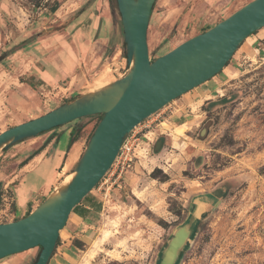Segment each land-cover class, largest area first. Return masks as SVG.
I'll list each match as a JSON object with an SVG mask.
<instances>
[{
  "label": "rangeland",
  "instance_id": "obj_1",
  "mask_svg": "<svg viewBox=\"0 0 264 264\" xmlns=\"http://www.w3.org/2000/svg\"><path fill=\"white\" fill-rule=\"evenodd\" d=\"M83 1L0 0V132L69 98L59 86H45L38 92L41 102L32 107L18 90L19 82L25 76L32 41L56 31L65 12L76 10ZM202 1H155L147 27L151 60L245 3L231 0L222 11L205 18L198 13ZM119 29L122 41L121 24ZM263 35L264 26L244 39L219 73L144 119L140 123L145 122L144 126L134 128L136 159L117 179L109 176L99 190L96 185L89 192L97 196L101 207L79 223L78 230L88 233V243L80 251L91 260L86 264H157L171 238L182 230L188 239L175 264H264V37L259 38ZM123 69L113 76L108 69L82 91L118 78ZM97 121V115L80 119L83 130L78 136L83 140L75 157L82 154L86 136ZM178 128L184 131L179 134ZM49 131L36 140H49ZM12 148L7 154L0 151V222L12 221L8 215L14 204L11 184L26 160L18 161L25 155L24 147ZM72 165L67 164L57 186ZM46 175L35 178L34 184L42 183ZM192 211L196 218L188 231ZM74 224L68 218L60 234L64 236ZM38 251L36 246L9 255L0 264H32Z\"/></svg>",
  "mask_w": 264,
  "mask_h": 264
},
{
  "label": "water",
  "instance_id": "obj_2",
  "mask_svg": "<svg viewBox=\"0 0 264 264\" xmlns=\"http://www.w3.org/2000/svg\"><path fill=\"white\" fill-rule=\"evenodd\" d=\"M125 43V67L116 79L71 96L55 108L0 132V151L73 120L101 114L68 173L27 215L0 222V259L40 247L32 264H47L73 208L113 164L130 132L171 100L219 73L250 34L264 26V0H249L203 32L150 59L147 27L156 0H115ZM196 211L189 216L191 230ZM186 230L175 234L157 264H175Z\"/></svg>",
  "mask_w": 264,
  "mask_h": 264
},
{
  "label": "crops",
  "instance_id": "obj_3",
  "mask_svg": "<svg viewBox=\"0 0 264 264\" xmlns=\"http://www.w3.org/2000/svg\"><path fill=\"white\" fill-rule=\"evenodd\" d=\"M230 1L203 0L198 13L199 15L201 13L205 14V18H209L216 11H222L225 4ZM248 1L245 0V3ZM239 7L240 5L235 7L233 11ZM177 9L181 8L178 7ZM116 14L111 0H84L76 10H72L70 13L65 12L56 31L46 36V38L32 41L30 50H28L29 54H26V62L24 61L26 67L22 74L25 76L19 82L20 88L18 89L26 98L25 101L28 105L32 107L39 105L41 96L38 92L40 88L45 86L56 87L57 85L64 90L63 94L66 93L67 95L68 93L70 98L75 91L81 90L78 93L82 92L87 83L104 75L108 69L110 70V76H113V72L123 69L125 56L118 54V52L122 53V41L119 35L120 20ZM200 20L201 16L198 18V21ZM216 22L218 21L207 25L204 23L203 29L212 26ZM202 30H199L198 33ZM263 37L264 35L259 38ZM122 73H118L119 76ZM113 79L115 77L111 78V80ZM208 91L206 90L204 93ZM20 104L21 107L25 106L23 103ZM42 113L44 112L36 114L35 117ZM80 119L82 118L51 129L49 133L52 134V137L46 142H43L44 140L38 142L36 139L41 137L37 136L12 146L15 147L14 149L24 147L25 155L19 157L18 161L21 162L25 158L27 160V163H23L18 171V179L14 184H11L14 218H21L35 208L59 182L61 176L66 172H64V168L67 164L72 162L74 165L79 157V155L77 157L75 155L81 145V140H83L81 136H78V133L80 134L83 130L79 129ZM144 123L139 124V127L144 126ZM72 135L73 141H71ZM86 138L84 139L86 140ZM27 141L32 144L28 146ZM41 145H43V149L37 153L38 155L29 157ZM12 147L7 150L13 149ZM7 150L2 151V153H6ZM37 156L40 157L34 161ZM69 170L67 169V171ZM44 173L47 174L46 179L39 185L34 184L35 178ZM27 174L34 175V178L31 180L24 179ZM9 182L6 183V186L9 185ZM20 188H22V196L19 197L18 201L17 196H19ZM95 190L99 189L96 188ZM103 195L106 197L108 192ZM100 207L101 202L97 196L88 193L87 198L82 200L78 206L82 212L81 215L74 212L70 213L69 218H72L75 224L66 229L64 236L59 233L61 236L60 242L56 243L47 264H86L87 261L91 262L90 259H87V256L80 253L81 248L75 246L72 240H79L83 243V246L88 243L85 240L88 233H84L85 229L78 230L79 223L92 212H98ZM19 209L20 215L17 217ZM85 226L91 227L90 224Z\"/></svg>",
  "mask_w": 264,
  "mask_h": 264
},
{
  "label": "built area",
  "instance_id": "obj_4",
  "mask_svg": "<svg viewBox=\"0 0 264 264\" xmlns=\"http://www.w3.org/2000/svg\"><path fill=\"white\" fill-rule=\"evenodd\" d=\"M137 140L138 137L136 136V132L133 129L119 149L113 164L110 166L109 170L106 172L103 178L97 183L98 189H100L102 185L108 180L109 176L116 175L115 179H117L131 166V164L137 157L135 153V144ZM108 188L109 187L107 185L104 194H107ZM8 215H10L12 220L14 219L13 211H8Z\"/></svg>",
  "mask_w": 264,
  "mask_h": 264
},
{
  "label": "trees",
  "instance_id": "obj_5",
  "mask_svg": "<svg viewBox=\"0 0 264 264\" xmlns=\"http://www.w3.org/2000/svg\"><path fill=\"white\" fill-rule=\"evenodd\" d=\"M113 0H111V2H112ZM114 2H115V7H116V1L114 0ZM113 3V2H112ZM155 4V3H154ZM57 7H58V3H56V4H54L52 7H51V10H52V12H54L56 9H57ZM153 7H154V5H153ZM119 16V15H118ZM210 26H208L207 28H204L203 30H202V32L203 31H205L206 29H208ZM122 54H123V56H125V43H124V41H123V39H122ZM97 116H98V120L101 118V114H97ZM98 122V121H97ZM97 124V123H96ZM96 124L94 125V127L96 126ZM57 127H59V126H57ZM57 127H55V128H57ZM52 129H54V128H52ZM94 129V128H93ZM51 130V129H50ZM93 131V130H92ZM42 133H44V132H41L40 134H42ZM39 134V135H40ZM91 134H92V132H90V134L88 135V139H89V137L91 136ZM88 139H87V141H88ZM71 141H73V135H72V139H71ZM87 144V143H86ZM43 149V145H41L40 147H38L37 149H35L31 154H30V156L29 157H32L33 155H36L37 153H39L41 150ZM23 163H26V160H24V162H22V165H23ZM87 196H88V194L82 199V200H84V199H86L87 198ZM81 200V201H82ZM80 204V203H79ZM79 204H77L74 208H73V210H72V212H74V213H78L79 215H81V211L79 210V208H78V206H79ZM14 219H17V218H14ZM59 241V237L57 238V240H56V243ZM73 244L75 245V246H77V247H79V248H82L83 247V243L82 242H80L79 240H77V239H75L74 241H73ZM39 248V251H40V247H38ZM39 251H38V253H39ZM38 253H37V255H36V258H37V256H38ZM53 253V252H52ZM36 258H35V260H36Z\"/></svg>",
  "mask_w": 264,
  "mask_h": 264
},
{
  "label": "bare ground",
  "instance_id": "obj_6",
  "mask_svg": "<svg viewBox=\"0 0 264 264\" xmlns=\"http://www.w3.org/2000/svg\"><path fill=\"white\" fill-rule=\"evenodd\" d=\"M99 85V84H98ZM102 86V85H101ZM93 88V87H92ZM91 91V90H90ZM184 130L182 128H178L177 129V133L181 134ZM66 168V167H65ZM64 168V169H65ZM73 173H67L65 178L62 180V184H65L66 182H68L70 180V178L72 177Z\"/></svg>",
  "mask_w": 264,
  "mask_h": 264
}]
</instances>
